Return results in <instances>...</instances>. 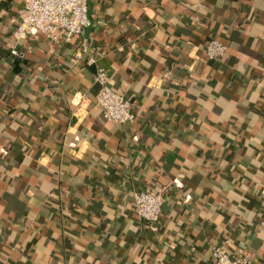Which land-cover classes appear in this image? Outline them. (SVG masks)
<instances>
[{"label": "crops", "instance_id": "0c3cea01", "mask_svg": "<svg viewBox=\"0 0 264 264\" xmlns=\"http://www.w3.org/2000/svg\"><path fill=\"white\" fill-rule=\"evenodd\" d=\"M20 7L0 0V264H214L215 243L264 264V0H87L124 124L96 106L77 37L11 58ZM165 185L151 228L132 193Z\"/></svg>", "mask_w": 264, "mask_h": 264}, {"label": "built area", "instance_id": "2783aa9c", "mask_svg": "<svg viewBox=\"0 0 264 264\" xmlns=\"http://www.w3.org/2000/svg\"><path fill=\"white\" fill-rule=\"evenodd\" d=\"M20 9L11 19L13 28L10 33L8 51L12 59L23 56L24 42L32 35H42L49 42L62 45L73 38L79 39V49L74 59L86 57L87 64L96 65L95 57L89 55V45L83 36L84 28L89 24L87 0H19ZM202 52L209 60H218L228 52V46L220 39H209L204 43ZM109 71L102 65H96L93 83L98 86L95 104L103 118L114 124H124L133 120L131 102L113 90L109 84ZM172 184L177 185L175 182ZM168 186L139 189L132 193V206L138 218L151 228L161 215ZM214 264H254L249 252L231 254L223 243L211 245Z\"/></svg>", "mask_w": 264, "mask_h": 264}, {"label": "trees", "instance_id": "16d2710c", "mask_svg": "<svg viewBox=\"0 0 264 264\" xmlns=\"http://www.w3.org/2000/svg\"><path fill=\"white\" fill-rule=\"evenodd\" d=\"M227 55H228V52L225 55H223L221 58H219L218 61H222ZM144 189H146V188H144Z\"/></svg>", "mask_w": 264, "mask_h": 264}]
</instances>
